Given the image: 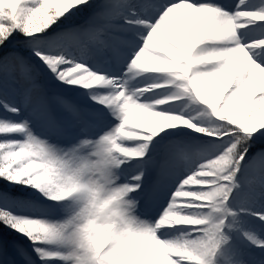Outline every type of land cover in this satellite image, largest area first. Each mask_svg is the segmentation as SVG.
I'll use <instances>...</instances> for the list:
<instances>
[{
    "label": "snow or ice",
    "instance_id": "1",
    "mask_svg": "<svg viewBox=\"0 0 264 264\" xmlns=\"http://www.w3.org/2000/svg\"><path fill=\"white\" fill-rule=\"evenodd\" d=\"M0 226V264H264V0H0Z\"/></svg>",
    "mask_w": 264,
    "mask_h": 264
},
{
    "label": "bare ground",
    "instance_id": "2",
    "mask_svg": "<svg viewBox=\"0 0 264 264\" xmlns=\"http://www.w3.org/2000/svg\"><path fill=\"white\" fill-rule=\"evenodd\" d=\"M255 177L254 176H249V177H247V180L249 181V182H255ZM257 256H258V254H257Z\"/></svg>",
    "mask_w": 264,
    "mask_h": 264
},
{
    "label": "trees",
    "instance_id": "3",
    "mask_svg": "<svg viewBox=\"0 0 264 264\" xmlns=\"http://www.w3.org/2000/svg\"><path fill=\"white\" fill-rule=\"evenodd\" d=\"M0 228H2V226H0ZM4 231H7L6 229Z\"/></svg>",
    "mask_w": 264,
    "mask_h": 264
}]
</instances>
